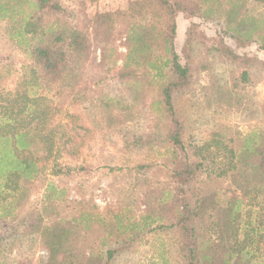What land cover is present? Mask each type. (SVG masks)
<instances>
[{
	"label": "rangeland",
	"instance_id": "1",
	"mask_svg": "<svg viewBox=\"0 0 264 264\" xmlns=\"http://www.w3.org/2000/svg\"><path fill=\"white\" fill-rule=\"evenodd\" d=\"M127 1L95 0L93 4L90 0H60L73 22L93 9H122ZM200 1L203 13L193 17L179 13L176 18L175 48L179 53L186 30L194 24L188 50L191 84L174 98L177 113L184 120L183 140L201 146L219 132L229 148L236 149L248 135H261L258 140L264 145V46L259 42V37H264V4L248 0L241 9L239 16L252 18L256 28L244 42L242 36L235 41L223 21L231 0ZM5 29L6 22L0 19V74L8 77L0 90L6 94L19 81L27 58L7 38ZM220 40L243 60L232 61L214 51L212 47ZM123 42L122 35L115 39L117 56L125 53ZM113 58L101 61L99 48L91 47L88 59L75 64L64 84L43 92L56 123L53 156L38 162L40 170L17 216L0 218V264L47 261V251L38 235L28 234L27 224L30 212L40 208L49 182L67 189L69 207L60 216L68 220L80 215L92 218L88 228L78 222L82 227L74 230L69 245L75 257H104L108 250L123 247L110 264H183L177 252L178 234L167 227L177 186L166 172L167 123L156 104V90L163 78L152 72L149 80L125 83L114 77ZM115 65L121 66L120 57ZM243 72L246 81L241 78ZM2 111L0 125L6 119ZM55 162L65 168L63 173L54 174ZM192 186L186 193L190 200L197 197V191L211 189L216 190L221 205L227 199L221 195L228 186L227 177L215 180L204 174ZM146 215L152 217V227L137 233L135 224ZM115 217L126 226L124 238L114 231L107 234L106 223ZM52 221L44 218L43 225ZM160 225L166 227L158 228ZM196 226L212 240L216 238L214 228H203L198 222Z\"/></svg>",
	"mask_w": 264,
	"mask_h": 264
},
{
	"label": "trees",
	"instance_id": "2",
	"mask_svg": "<svg viewBox=\"0 0 264 264\" xmlns=\"http://www.w3.org/2000/svg\"><path fill=\"white\" fill-rule=\"evenodd\" d=\"M247 1H229L223 17L235 41L242 36L247 42L251 31L256 32L252 18L239 16ZM250 1L264 4V0ZM90 2L94 4L95 0ZM200 2L128 0L122 9L113 12L93 9L73 22L60 0H0V19L6 22L7 38L27 58L14 88L6 94L0 90V102L4 103L0 109L6 117L0 125V189L7 192L0 191L1 219L17 216L40 170L38 162L53 156L56 123L52 121L50 100L43 92L64 84L75 64L87 60L91 47H96L101 61L116 55L112 68L118 80L125 83L149 80L152 72L163 78L156 90V104L167 123L166 172L177 186L167 227L178 234L177 252L183 264H264V145L258 140L262 136H245L236 149L229 148L219 132L201 146L185 143L184 120L174 105L175 96L183 94L191 84L188 50L194 26L191 24L186 30L184 47L179 53L175 48L176 18L179 13L188 17L203 13ZM121 35L125 53L117 56L115 39ZM259 42L263 47L264 37H259ZM212 49L232 61L243 60L221 40ZM119 57L121 66L116 67ZM241 78L246 81V72ZM7 79L0 74V85ZM52 169L55 175L65 171L56 162ZM204 174L214 176L215 180L227 177L228 186L221 193L227 195L223 205L215 189L197 191L194 200L186 196L190 186ZM66 193V188L49 182L40 208L29 215L32 218L27 224L28 234L38 235L48 253L45 264H110L123 247L108 250L104 257H75L69 245L74 230L80 231L82 226L78 222L88 228L92 218L80 215L68 220L60 216L69 207ZM44 218L53 221L43 225ZM196 222L203 228H214L216 238L212 240L199 232ZM152 223L149 215L137 220V233L150 229ZM105 229L108 235L113 231L116 236L120 233V238L128 234L126 226L116 217L106 223Z\"/></svg>",
	"mask_w": 264,
	"mask_h": 264
}]
</instances>
